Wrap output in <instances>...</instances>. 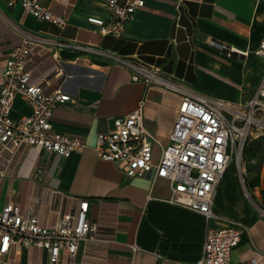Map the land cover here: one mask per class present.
Masks as SVG:
<instances>
[{
	"label": "crops",
	"instance_id": "1",
	"mask_svg": "<svg viewBox=\"0 0 264 264\" xmlns=\"http://www.w3.org/2000/svg\"><path fill=\"white\" fill-rule=\"evenodd\" d=\"M39 1L67 16L68 23L60 27L27 13L20 4L0 0V93L10 51L36 34L136 55L196 91L232 101L250 98L263 79L264 59L256 50L264 38V0H146L122 38L103 35L88 21L91 14H108L106 0ZM30 67L32 81L42 82L46 92L61 86L74 96L54 108L52 122L60 131L81 136L86 146L64 156L28 145L10 162V153L0 149V203H18L24 214L51 223L78 206L79 199H88L87 216L98 223V231L95 239L80 244L72 264H156L162 256L197 261L209 221L205 214L169 200L171 183L156 174L155 166L169 142L181 93L134 80L123 64L78 48L65 47L57 58L50 50L37 49ZM57 68L61 72L55 75ZM141 104L145 124L157 141L152 168L131 177L101 158L95 145L100 132L114 127L117 116ZM31 110L17 95L12 116L20 119ZM213 210L221 218L212 219V225L230 220L244 227L232 264H264V163L259 170L243 167L242 161L237 168L230 165ZM0 264L51 262L47 250L30 246L23 247L19 263L11 252L0 256ZM56 264H68L66 257Z\"/></svg>",
	"mask_w": 264,
	"mask_h": 264
},
{
	"label": "built area",
	"instance_id": "2",
	"mask_svg": "<svg viewBox=\"0 0 264 264\" xmlns=\"http://www.w3.org/2000/svg\"><path fill=\"white\" fill-rule=\"evenodd\" d=\"M5 1L9 6L20 4L27 13L60 27L68 23L67 16L54 12L39 0ZM145 5L146 0H106L108 14H91L88 21L97 25L101 34L122 38L127 25ZM65 47L97 52L128 67L134 80L158 83L181 93L182 101L169 142L162 146L155 164L156 174L170 181L171 202L205 214L209 223L202 255L197 261L187 263L162 256L156 264H232V251L241 239L243 225L229 220L224 225L215 226L210 221L221 218L213 207L226 170L234 160L240 166L248 137L264 134V75L250 98L232 101L196 91L182 79L136 55L116 54L91 44L48 35H27L10 51L3 72L0 149L10 153L7 162L28 145H37L64 156L86 146L81 136L60 131L52 122L54 108L74 100V96L61 86L46 92L42 82L32 81L30 62L36 50H50L57 58L59 50ZM223 48L236 51L228 45ZM256 54L264 59V38ZM60 72L61 69L57 68L55 75ZM17 95H22L32 108L20 119L11 114ZM155 141L157 139L145 124L141 104L117 116L114 127L100 132L95 148L101 158L115 162L124 173L134 177L152 168ZM37 172L40 174L42 169L38 168ZM88 207L89 200L81 198L78 206L61 214L56 221L43 223L36 214H24L18 203H0V256L13 252L14 262L19 263L23 247L35 246L48 251L51 264H56L62 256L72 264L80 244L95 239L98 231V223L87 216ZM133 248L137 250L138 246L133 245Z\"/></svg>",
	"mask_w": 264,
	"mask_h": 264
},
{
	"label": "rangeland",
	"instance_id": "3",
	"mask_svg": "<svg viewBox=\"0 0 264 264\" xmlns=\"http://www.w3.org/2000/svg\"><path fill=\"white\" fill-rule=\"evenodd\" d=\"M264 163V134L248 137L242 152V166L247 169H260ZM232 167H239L237 160L231 164Z\"/></svg>",
	"mask_w": 264,
	"mask_h": 264
}]
</instances>
